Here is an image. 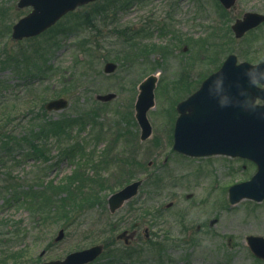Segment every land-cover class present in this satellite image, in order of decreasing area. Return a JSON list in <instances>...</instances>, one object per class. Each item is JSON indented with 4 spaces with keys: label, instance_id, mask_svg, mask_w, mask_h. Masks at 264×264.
<instances>
[{
    "label": "rangeland",
    "instance_id": "1",
    "mask_svg": "<svg viewBox=\"0 0 264 264\" xmlns=\"http://www.w3.org/2000/svg\"><path fill=\"white\" fill-rule=\"evenodd\" d=\"M18 1L0 0V126L7 127L13 145L34 123L84 119L87 126L73 135L86 139L84 153L92 163L63 160L58 147L40 164L22 159L26 148L11 146L7 154L0 145V264H41L96 245L105 249L91 264H264L247 240L264 238V200L229 201V188L250 180L256 165L173 150L177 104L229 55L247 61L248 48L263 46L264 26L242 39L231 27L246 12L264 11V0H237L231 10L219 0H172L177 6L172 20L166 19V0H100L20 44L10 40L12 26L30 9H17ZM6 45L11 55L20 47L38 49L40 59L20 72L4 62ZM108 62L118 66L111 74L104 71ZM201 65V71L194 69ZM150 75L159 79L148 113L153 133L142 142L135 103L139 85ZM110 93L117 96L109 102L96 99ZM57 97H66L70 106L33 121ZM67 143L76 145L75 139ZM36 171L44 172L37 189L30 175ZM9 177L20 189H2ZM139 180V194L111 214L110 196ZM61 230L64 237L55 242ZM125 230L138 233L129 247L117 241Z\"/></svg>",
    "mask_w": 264,
    "mask_h": 264
},
{
    "label": "water",
    "instance_id": "2",
    "mask_svg": "<svg viewBox=\"0 0 264 264\" xmlns=\"http://www.w3.org/2000/svg\"><path fill=\"white\" fill-rule=\"evenodd\" d=\"M97 0H19L18 8L32 7V12L13 26L12 39L20 41L41 35L53 27L68 12ZM222 5L230 9L236 0H220ZM264 18L258 14H246L238 21L233 30L237 37H242ZM117 65L107 63L105 72H115ZM158 78L149 76L140 85L135 110L136 119L141 127L143 141L152 133L148 112L155 106V89ZM264 64L252 66L248 63L237 65L235 56H230L223 67L212 75L202 88L187 101L178 106L180 117L175 130L174 149L191 156L226 154L249 159L257 164V173L250 181L232 186L229 190L230 201L236 204L248 198L256 201L264 200V105H257V99L264 101ZM115 94L100 95L98 100L108 102ZM223 100L233 102L228 110L220 106ZM206 102L207 107L203 108ZM69 103L64 98L50 101L45 108L61 111ZM196 106V107H195ZM187 111H190L188 114ZM142 181L134 182L109 198L111 213L119 210L125 202L138 194ZM64 237L59 232L55 242ZM127 232L121 233L117 239L129 243ZM249 245L259 258L264 259V238L249 237ZM102 245L69 254L64 260L47 261L42 264H88L94 262L102 253ZM45 252L42 253L44 255Z\"/></svg>",
    "mask_w": 264,
    "mask_h": 264
},
{
    "label": "trees",
    "instance_id": "3",
    "mask_svg": "<svg viewBox=\"0 0 264 264\" xmlns=\"http://www.w3.org/2000/svg\"><path fill=\"white\" fill-rule=\"evenodd\" d=\"M20 44V42L18 43ZM7 49V45L6 48ZM4 49V50H5ZM38 49L34 52L27 51L23 47H20L18 49V52H16L14 55H11L10 52H6L5 57V63L12 62L13 64L17 65L15 66L16 69L18 67V71L20 72H27L28 66L31 64H34V61H37L40 59V56L38 53ZM26 70V71H24ZM19 72V73H20ZM33 114V112L29 111V115ZM41 114L47 115V112L44 110V108L40 109L37 114H34V119H36L37 116H41ZM1 121V120H0ZM87 126L84 119H69V120H62L59 122H52L50 120L46 121L43 125H38L36 123L33 124L32 131L28 135H25V137H22L21 139H14V143L12 145V141L10 140L9 134L7 133V127L0 126V145L2 150H5L7 154L11 150V146L14 148H26L29 152H27L26 155L22 159L23 160H29L32 159L36 162H47L50 160L51 155L49 154L51 150L60 148L59 156L63 160H70V159H79L84 161L86 165H90L92 163L91 160H89L85 155V150L87 149V146L85 144L86 139H82L80 136H74L75 129L77 131L80 130L78 128L79 126ZM81 130H85V128H82ZM75 139L76 145H70L67 142H71ZM51 140V141H50ZM80 140V141H79ZM79 142V143H78ZM51 143V145H49ZM54 146V147H53ZM33 177L34 184L32 185H42V175L39 172H32L30 173ZM10 178V177H9ZM12 179H5L6 186H4L2 189L4 191L10 192L13 189H20L17 186H21L19 183H16V185H12V183H9L12 181ZM15 181V180H14ZM37 192V191H36ZM44 192V191H43ZM42 192V193H43ZM38 194V193H37ZM38 199H40V196H36ZM34 198V197H33Z\"/></svg>",
    "mask_w": 264,
    "mask_h": 264
},
{
    "label": "flooded vegetation",
    "instance_id": "4",
    "mask_svg": "<svg viewBox=\"0 0 264 264\" xmlns=\"http://www.w3.org/2000/svg\"><path fill=\"white\" fill-rule=\"evenodd\" d=\"M121 1H123V0H118V2H121ZM137 3L139 2L138 0H135ZM170 1H172V0H166V4H168ZM142 3V2H141ZM176 5V4H175ZM175 5H173V4H171V2H170V4L166 7V9H165V11H168V14L166 15V19H169V20H172V19H174V17L172 16V14H174V12L176 11V8H177V6H175ZM129 6H132V5H129ZM236 7V6H235ZM235 7H234V9H235ZM131 9L130 10H135V9H132L133 8V6L132 7H130ZM139 9V8H138ZM137 9V10H138ZM154 10H158V9H154ZM145 12H143L142 11V14H144ZM247 13H250V14H258V15H261L263 18H264V11H258V10H256V11H250V12H246L241 18H239V19H236L235 20V22H234V24L232 25V27H231V29H232V31H233V26L238 22V21H240V20H242L243 18H244V16L247 14ZM152 14H154V13H152ZM178 15V14H177ZM175 16V15H174ZM147 20H148V18L147 19H145L144 21L145 22H147ZM155 23H157V22H155ZM158 24V23H157ZM149 25H145V26H142L141 28H146V27H148ZM168 25L167 24H158V27L159 28H162L163 30H166L167 28H168V30H169V27H167ZM264 26V19L262 20V22H260L258 25H256L255 27H253L252 29H250V30H248L242 37H240V38H238L237 36H236V34L234 33V31H233V33H234V35H235V38L236 39H242L243 37H245L246 35H250V34H253V33H255L256 34V32H258L259 30H260V28L261 27H263ZM140 28V29H141ZM168 30H167V32H166V34L168 33ZM139 32H143V30L141 29V31L140 30H138ZM172 32L171 33H173L174 35H175V37L176 38H180V37H183L184 35L183 34H181V33H177V32H174V30H171ZM145 34H149L148 32H145ZM259 37H262V36H259ZM184 38V37H183ZM188 39V41H190V37H188L187 38ZM193 42H195L194 41V39H193ZM166 46H168V45H166ZM183 51L184 52H186V51H188V47L187 46H184L183 47ZM248 53H249V55L252 57L251 59H249V60H247V61H239V59H238V63L239 62H248V63H250V64H252V65H260V64H264V43H263V46H260V47H256V48H252V49H250V48H248ZM230 56V55H229ZM228 56V57H229ZM237 57V56H236ZM238 58V57H237ZM201 60H203V61H205V57L203 56L202 57V59ZM226 61V60H225ZM224 61V62H225ZM194 69H196V70H202L203 68H202V65L197 69V67L196 66H194ZM217 72V71H216ZM214 74V73H213ZM211 76V75H210ZM209 76V77H210ZM208 77V78H209ZM192 77H191V75H189V77H188V79H186L185 80V82L187 83V82H190L189 80H192L191 79ZM208 78H205V79H203L202 80V84H201V86L204 84V82L208 79ZM259 86H261L262 87V85L261 84H258ZM188 98H190V96L188 97ZM187 98V99H188ZM257 103L258 104H261V103H263V101L262 100H260V99H258L257 100ZM178 105H179V103L177 104V107H176V110H177V113H178ZM203 108H206L207 107V105H206V102L205 103H203ZM220 106L221 107H223L224 109H226V110H228L229 108H233V102L232 101H229V100H223L221 103H220ZM196 107V106H195ZM187 113H190V111H187ZM178 116H179V114H178ZM176 121H177V119H176ZM175 125H176V122H175ZM174 131H175V126H174ZM174 135V134H173ZM136 234H138V233H136Z\"/></svg>",
    "mask_w": 264,
    "mask_h": 264
}]
</instances>
